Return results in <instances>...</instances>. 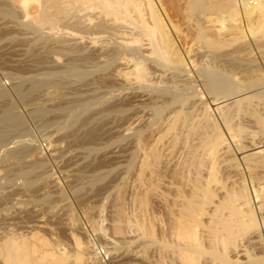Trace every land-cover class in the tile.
I'll use <instances>...</instances> for the list:
<instances>
[{
	"label": "bare ground",
	"instance_id": "1",
	"mask_svg": "<svg viewBox=\"0 0 264 264\" xmlns=\"http://www.w3.org/2000/svg\"><path fill=\"white\" fill-rule=\"evenodd\" d=\"M16 2L18 9L0 3V16L37 33L30 46L43 50L33 48L32 55H76L71 63L98 66L96 84L108 85L110 95L95 102L81 96L65 100L60 87L55 89L58 82L63 84L59 74L21 78L12 85L20 99L44 96L32 111L27 109L34 119H67L72 128L65 136L86 126L83 140L94 141L101 134L92 122L99 124L114 114L119 117V121L113 118L114 125L126 120L131 125L144 112V123L129 135L127 168L135 176L131 186H142L141 195L136 197L135 192L131 199L138 202L137 211L130 214L134 228L143 235L145 262L264 264V252L249 251V244L257 242L252 238L264 232V73L254 55H243L253 51V40L264 62V0H183L196 36L207 45L227 44L226 40L232 44L254 28L261 32L233 44L230 52L213 55H192L188 34L173 19L168 0ZM30 6H36L35 15ZM121 64L127 67L119 68ZM87 72L77 74L86 77ZM9 95L0 83V148L7 146V157L22 165L37 141ZM12 135L18 139L9 141ZM33 172L25 170L21 176ZM31 184L26 178L24 185ZM120 227L115 228L117 234ZM1 235V264H66L70 258L66 261V256L44 249L51 244L34 233L28 234L30 238L14 230ZM73 240L77 264L84 243L74 234ZM98 256L100 261L107 257L103 251Z\"/></svg>",
	"mask_w": 264,
	"mask_h": 264
},
{
	"label": "rangeland",
	"instance_id": "2",
	"mask_svg": "<svg viewBox=\"0 0 264 264\" xmlns=\"http://www.w3.org/2000/svg\"><path fill=\"white\" fill-rule=\"evenodd\" d=\"M168 1L174 9L175 17L173 19L181 24L179 25L181 30L188 34L186 41L187 44L189 43L188 47L192 55L230 52L234 47L233 44L237 45L241 40L254 39L261 34L254 28L250 30V33L246 30V35L232 44L226 40L227 44L212 42L211 45H207L196 36L194 21L184 10L183 0ZM212 1L219 2V0ZM0 3L18 9L16 0H0ZM29 12L35 15L36 6H30ZM43 31L47 32V30ZM36 34L31 29H24L13 18L8 19L0 16V83L9 92V97L14 102L16 111L23 117L28 132L37 141L32 145L34 150L24 159L22 165L20 163L18 165L16 160L7 157L8 153H4L7 146L0 148V198L2 197L0 200V237L3 236L2 232L5 234L13 232V230L14 233L25 234L27 237L34 233L36 237L46 239L49 245L51 244L50 247L47 246L44 249L50 248L49 250L54 253L57 252L56 255L66 256V261L68 257H72L66 264H74L73 253L77 252L73 240L74 234L84 243V247L80 249L83 252L82 260L77 264H147L142 246L143 235L140 230L135 229V220L133 221V217L131 218L134 209L137 211L136 206L139 205L138 202L134 204L133 196L141 195L142 186H131V179H134L135 176L133 177L134 174L132 175L130 173L132 171L127 168V159L129 158L127 155L130 151L127 147L129 146V135L133 129L144 123L145 116H141V114L144 115V112L138 113L139 117L131 125L129 120L118 122L119 117H117L118 119L114 118V114L104 117L103 123L101 121L100 125L96 121L92 122L91 124L98 125L101 135L94 141L84 139L85 142L83 134L86 126L79 129L83 133L75 130L77 133L75 131L73 135L70 133L72 135L69 134L70 137L69 135L65 136L66 132L72 128V123H67V119L51 118L46 121L40 119L42 122L38 118L34 119L29 111L36 102L42 101L44 96L36 98V101L31 99V102L20 99V96L13 91L12 85L21 78L44 77L46 72L55 73L56 77L59 74L58 78H61L60 81L65 84L58 82L55 89L58 92L60 87L59 90H62V93L59 91V94H64L65 96L62 97L65 100L81 96L90 97L88 99L95 102L94 99L98 101L103 98L104 94L105 97L110 96L105 87L108 85L96 84V79L100 74L98 66L83 68L80 62L71 63L76 55H32L31 49L36 50L38 47L42 49L40 45L36 48L31 47L33 45L31 41ZM255 43L256 41L252 40L253 51H245L243 55H254L262 73H264L263 57ZM40 48H38L39 51H41ZM37 56L42 58L37 60L38 62L35 60ZM126 67L127 65L124 66V64L119 66V68ZM84 69L88 70L86 77H79L77 73ZM237 76L243 78L246 75L239 74ZM149 96L150 94L145 97ZM76 108L78 110L82 107L77 106ZM113 118L118 120L117 125L113 124L116 122ZM62 125H64L63 129H61ZM14 135L10 136L9 141L18 139L15 137L17 134ZM43 143H45V147H42ZM8 145L11 147L14 144ZM41 162H45V165L41 166ZM30 169L34 172L27 177L21 176L23 171ZM46 174L50 176L43 178ZM26 178L33 181L29 187L24 185ZM91 179L92 181H89ZM262 210L264 213V208ZM139 216L138 218H140ZM119 217L121 222L117 219ZM125 218H130L131 223ZM116 222L117 225H115ZM118 225H121V231L117 234L115 228ZM90 236L95 237L97 242H92ZM252 240L257 242L249 244V251L255 254L263 253L264 232H261L260 238L254 237ZM100 251L107 255L106 263L100 261L98 256ZM241 253L243 254V252ZM240 258L244 259L245 255H240Z\"/></svg>",
	"mask_w": 264,
	"mask_h": 264
},
{
	"label": "built area",
	"instance_id": "3",
	"mask_svg": "<svg viewBox=\"0 0 264 264\" xmlns=\"http://www.w3.org/2000/svg\"><path fill=\"white\" fill-rule=\"evenodd\" d=\"M250 3H252L253 2V0H248ZM263 68H264V62H263ZM45 143H43V145L42 146H44L45 147V145H44ZM95 238V237H94ZM95 241H97V239L95 238ZM104 257H105V255H104ZM106 261H108V257H106V259L104 258V260L102 261L103 263H106Z\"/></svg>",
	"mask_w": 264,
	"mask_h": 264
}]
</instances>
